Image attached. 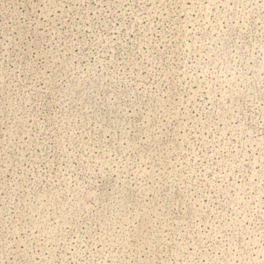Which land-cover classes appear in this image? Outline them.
<instances>
[{
	"label": "rangeland",
	"instance_id": "1",
	"mask_svg": "<svg viewBox=\"0 0 264 264\" xmlns=\"http://www.w3.org/2000/svg\"><path fill=\"white\" fill-rule=\"evenodd\" d=\"M0 264H264V0H0Z\"/></svg>",
	"mask_w": 264,
	"mask_h": 264
}]
</instances>
